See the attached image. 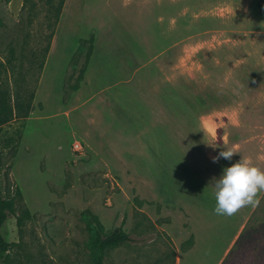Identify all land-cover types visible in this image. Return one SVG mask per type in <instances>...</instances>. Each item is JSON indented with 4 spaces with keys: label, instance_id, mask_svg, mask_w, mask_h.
<instances>
[{
    "label": "rangeland",
    "instance_id": "rangeland-1",
    "mask_svg": "<svg viewBox=\"0 0 264 264\" xmlns=\"http://www.w3.org/2000/svg\"><path fill=\"white\" fill-rule=\"evenodd\" d=\"M24 1L0 0V92L34 94L0 126V186L32 218L3 264H95L85 212L132 239L104 264H264V192L213 211L223 168L264 170V0Z\"/></svg>",
    "mask_w": 264,
    "mask_h": 264
},
{
    "label": "trees",
    "instance_id": "trees-1",
    "mask_svg": "<svg viewBox=\"0 0 264 264\" xmlns=\"http://www.w3.org/2000/svg\"><path fill=\"white\" fill-rule=\"evenodd\" d=\"M28 0H25V4ZM55 0H47L48 5L55 7L53 4ZM65 0H58V5L55 9V20L58 21L60 13L63 9ZM94 36H91L88 40H83L80 45L78 52L82 53L84 49H87L85 56V62L80 70L78 81L83 79L87 65L93 51ZM50 46L45 49L44 56L49 51ZM43 65L41 64V67ZM77 88V85H74ZM34 94H30L28 100H25L22 93H16L14 99V105H11V96L6 90L0 92V126L5 125L11 120L14 114L27 118L33 111ZM10 101V102H9ZM22 199V193L19 188L15 189L14 196H4L2 188L0 186V264H3L8 257L11 245L5 240L1 234V229L7 222L10 216L16 217L17 226L21 228L27 220L32 218L31 213L28 209H22L20 215H17V203ZM84 220L87 224V228L90 232V237L94 248L96 249V260L95 264H104V257L106 250L109 248L117 247L121 244L131 242L132 239L129 235L124 233L121 228H115L111 234L104 235L102 226L97 219L89 212L84 213Z\"/></svg>",
    "mask_w": 264,
    "mask_h": 264
},
{
    "label": "clouds",
    "instance_id": "clouds-1",
    "mask_svg": "<svg viewBox=\"0 0 264 264\" xmlns=\"http://www.w3.org/2000/svg\"><path fill=\"white\" fill-rule=\"evenodd\" d=\"M234 152L227 147L213 157L231 160ZM260 192H264V170L241 157L237 162L223 168L219 178L214 179L213 195L217 215L231 216L245 206L256 207Z\"/></svg>",
    "mask_w": 264,
    "mask_h": 264
}]
</instances>
